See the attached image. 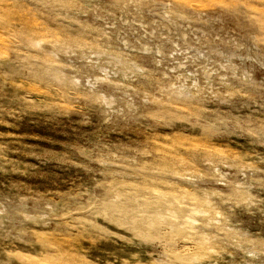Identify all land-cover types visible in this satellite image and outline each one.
I'll return each mask as SVG.
<instances>
[{
    "label": "rangeland",
    "instance_id": "374dc122",
    "mask_svg": "<svg viewBox=\"0 0 264 264\" xmlns=\"http://www.w3.org/2000/svg\"><path fill=\"white\" fill-rule=\"evenodd\" d=\"M0 264H264V0H0Z\"/></svg>",
    "mask_w": 264,
    "mask_h": 264
}]
</instances>
